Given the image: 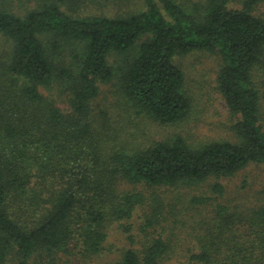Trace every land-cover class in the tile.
<instances>
[{
  "label": "trees",
  "instance_id": "16d2710c",
  "mask_svg": "<svg viewBox=\"0 0 264 264\" xmlns=\"http://www.w3.org/2000/svg\"><path fill=\"white\" fill-rule=\"evenodd\" d=\"M26 1L34 5L22 13L0 5V34L10 41L0 54V264L101 256L115 226L128 246L110 264H162L174 249L165 232L176 205L136 187L209 181L214 196L189 201L214 206L191 260L264 264V205L212 203L226 192L221 179L264 166V0H143L119 15L77 13L80 0ZM195 52L220 57L229 136L176 133L146 144L100 126L94 103L112 80L136 116L186 122L199 98L175 57ZM57 80L65 110L42 92Z\"/></svg>",
  "mask_w": 264,
  "mask_h": 264
},
{
  "label": "rangeland",
  "instance_id": "374dc122",
  "mask_svg": "<svg viewBox=\"0 0 264 264\" xmlns=\"http://www.w3.org/2000/svg\"><path fill=\"white\" fill-rule=\"evenodd\" d=\"M77 3V6L72 7L73 11L76 9L77 13L83 14L119 15L144 8L143 0H80ZM0 5H9L16 12L22 13L34 4L26 0H0ZM9 49L10 41L0 34V54H6ZM118 58L120 56L114 53L110 57V63L116 65ZM175 62L185 71L188 85L200 100L195 106L194 114L186 122L164 125L145 115L136 116L134 109L126 103L119 92L116 81L112 80L100 83V94L94 103L97 118L101 121L100 126L110 127L112 132L117 130L118 139L132 137L133 142L146 144L155 139L172 137L176 133L182 134L188 140L229 136L226 126L230 120L229 112L216 89L221 62L219 55L212 52H195L178 55L175 57ZM42 92L62 109L68 108V94L59 80L52 87L43 88ZM220 181L225 185L226 192L222 197H215L213 204L220 202L238 209L264 205V166L251 164L234 177L223 178ZM211 183L209 181L204 184L136 187L144 190L149 198L153 193L156 194L168 209L169 204L176 205L177 211H174L175 215L168 221L165 232L166 236L170 237L174 249L163 258L162 264H197L191 260L190 256L196 251L197 236L204 233L201 229L203 225L199 222L202 217L210 214L214 206L210 205L208 210L204 211L201 207L192 208L189 201L197 195L214 196L210 188ZM139 227L135 224L134 228L137 231ZM127 244L126 235L115 226L112 229L107 252L84 261L75 260L74 257H71V260H75L73 264H110L119 259L121 250L128 246Z\"/></svg>",
  "mask_w": 264,
  "mask_h": 264
}]
</instances>
